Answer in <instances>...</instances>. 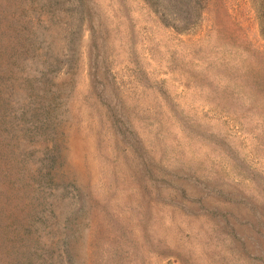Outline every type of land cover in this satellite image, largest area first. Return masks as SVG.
<instances>
[{
    "label": "rangeland",
    "instance_id": "374dc122",
    "mask_svg": "<svg viewBox=\"0 0 264 264\" xmlns=\"http://www.w3.org/2000/svg\"><path fill=\"white\" fill-rule=\"evenodd\" d=\"M0 264H264V0H0Z\"/></svg>",
    "mask_w": 264,
    "mask_h": 264
}]
</instances>
